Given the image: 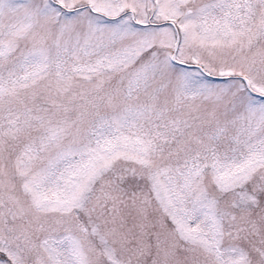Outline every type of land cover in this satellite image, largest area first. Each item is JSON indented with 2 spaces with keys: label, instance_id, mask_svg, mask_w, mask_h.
<instances>
[{
  "label": "snow or ice",
  "instance_id": "1",
  "mask_svg": "<svg viewBox=\"0 0 264 264\" xmlns=\"http://www.w3.org/2000/svg\"><path fill=\"white\" fill-rule=\"evenodd\" d=\"M0 264H264V0H0Z\"/></svg>",
  "mask_w": 264,
  "mask_h": 264
}]
</instances>
